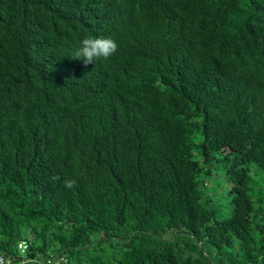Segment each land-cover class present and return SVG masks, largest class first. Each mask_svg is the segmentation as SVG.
I'll return each mask as SVG.
<instances>
[{
    "label": "trees",
    "instance_id": "1",
    "mask_svg": "<svg viewBox=\"0 0 264 264\" xmlns=\"http://www.w3.org/2000/svg\"><path fill=\"white\" fill-rule=\"evenodd\" d=\"M1 255L264 264V0H0Z\"/></svg>",
    "mask_w": 264,
    "mask_h": 264
},
{
    "label": "clouds",
    "instance_id": "2",
    "mask_svg": "<svg viewBox=\"0 0 264 264\" xmlns=\"http://www.w3.org/2000/svg\"><path fill=\"white\" fill-rule=\"evenodd\" d=\"M118 50L117 43L111 38L105 37H85L81 40L80 45L73 53V59L82 61L83 66L87 67L89 64L101 58L107 60ZM73 182H66V187L71 188Z\"/></svg>",
    "mask_w": 264,
    "mask_h": 264
},
{
    "label": "rangeland",
    "instance_id": "3",
    "mask_svg": "<svg viewBox=\"0 0 264 264\" xmlns=\"http://www.w3.org/2000/svg\"><path fill=\"white\" fill-rule=\"evenodd\" d=\"M252 177L256 180V181H260L259 179V175H257V170L253 169V171L251 172ZM212 184H213V188H211V193L213 195L214 198H219L216 201V208L220 209L221 212L225 213V211L222 210H227L226 208V200H224L223 195L225 194V192L228 189V185L224 183L222 176L221 175H217L216 177H212L211 178ZM217 181L219 182V184H217Z\"/></svg>",
    "mask_w": 264,
    "mask_h": 264
},
{
    "label": "built area",
    "instance_id": "4",
    "mask_svg": "<svg viewBox=\"0 0 264 264\" xmlns=\"http://www.w3.org/2000/svg\"><path fill=\"white\" fill-rule=\"evenodd\" d=\"M28 247V244L26 243V241H21L18 244V249L21 251L26 250ZM0 264H12L11 260L5 256V255H1L0 256ZM48 264H56L55 262H49Z\"/></svg>",
    "mask_w": 264,
    "mask_h": 264
}]
</instances>
